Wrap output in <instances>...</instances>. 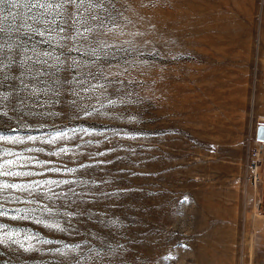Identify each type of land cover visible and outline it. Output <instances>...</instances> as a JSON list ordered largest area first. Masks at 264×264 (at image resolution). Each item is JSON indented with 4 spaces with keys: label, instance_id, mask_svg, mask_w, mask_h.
Masks as SVG:
<instances>
[{
    "label": "rangeland",
    "instance_id": "obj_1",
    "mask_svg": "<svg viewBox=\"0 0 264 264\" xmlns=\"http://www.w3.org/2000/svg\"><path fill=\"white\" fill-rule=\"evenodd\" d=\"M58 3L0 6V264H264V0Z\"/></svg>",
    "mask_w": 264,
    "mask_h": 264
},
{
    "label": "snow or ice",
    "instance_id": "obj_2",
    "mask_svg": "<svg viewBox=\"0 0 264 264\" xmlns=\"http://www.w3.org/2000/svg\"><path fill=\"white\" fill-rule=\"evenodd\" d=\"M6 3L12 4L13 6H15L16 0H0V6L4 5ZM75 3H76V0H61V3L56 4V7H61L63 4H75ZM38 6L39 7H45V5H43V4L38 5ZM51 6H52L51 4L48 5V7H51ZM0 11H3V8L2 7H0ZM68 27H70V25H68ZM47 31H50V29H48ZM60 31L61 32H64V31H66V28L65 27H61L60 28ZM35 34L37 36L41 37L40 40H37L36 41V44L48 43L51 40V37H49L48 40H45L44 39V37H45V31L35 30ZM29 39H31V37H29ZM61 39L62 40H72L74 38L71 35H68V36H62ZM57 46H59L61 48H67V45L66 44H60L59 42H57ZM73 50H76V49H69V51H73ZM33 51H35V46L33 47ZM40 55L49 57V56H51V53H49V52H43V53H40ZM27 59H30V57H28ZM55 59L57 61L60 60L59 56L55 57ZM43 63L46 64L47 61L45 60V61H43ZM75 63H76L75 60H73V64H75ZM25 87H27V86L25 85ZM87 114L90 115V113H87ZM59 138H68V133H66V132H58L56 134V136L53 137L52 141H50V142H54L56 139H59ZM28 139L34 140V139H36V137H31L30 136V137H28ZM100 155H104V153H100ZM98 163L104 164V163H109V162L108 161H99ZM13 175H27V174H24V173H13ZM14 187H15V185H14ZM101 194L102 195H105V196H115V195H117V193H101ZM48 211H51V209H48ZM50 227L59 228V225L58 224L57 225H50ZM26 250H29V249H26Z\"/></svg>",
    "mask_w": 264,
    "mask_h": 264
},
{
    "label": "water",
    "instance_id": "obj_3",
    "mask_svg": "<svg viewBox=\"0 0 264 264\" xmlns=\"http://www.w3.org/2000/svg\"><path fill=\"white\" fill-rule=\"evenodd\" d=\"M256 139L259 142H264V123L257 126Z\"/></svg>",
    "mask_w": 264,
    "mask_h": 264
},
{
    "label": "bare ground",
    "instance_id": "obj_4",
    "mask_svg": "<svg viewBox=\"0 0 264 264\" xmlns=\"http://www.w3.org/2000/svg\"><path fill=\"white\" fill-rule=\"evenodd\" d=\"M232 39V38H231Z\"/></svg>",
    "mask_w": 264,
    "mask_h": 264
}]
</instances>
